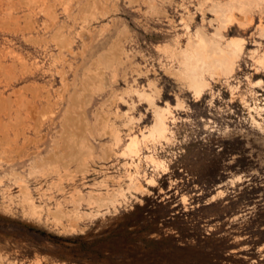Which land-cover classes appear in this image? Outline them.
Returning <instances> with one entry per match:
<instances>
[{"label": "rangeland", "instance_id": "obj_1", "mask_svg": "<svg viewBox=\"0 0 264 264\" xmlns=\"http://www.w3.org/2000/svg\"><path fill=\"white\" fill-rule=\"evenodd\" d=\"M0 264H264V0H0Z\"/></svg>", "mask_w": 264, "mask_h": 264}, {"label": "bare ground", "instance_id": "obj_2", "mask_svg": "<svg viewBox=\"0 0 264 264\" xmlns=\"http://www.w3.org/2000/svg\"><path fill=\"white\" fill-rule=\"evenodd\" d=\"M242 1V0H241ZM244 2V1H243ZM215 5V3H214ZM218 5V4H217ZM216 5V6H217ZM241 5V4H240ZM214 7V6H213ZM217 10V8H216ZM219 10V9H218ZM222 10V9H221ZM230 10V9H229ZM225 11V10H224ZM227 11V10H226ZM245 11V10H244ZM223 12V10H222ZM231 12V11H230ZM224 14V13H223ZM226 14H228L226 12ZM218 15V14H217ZM232 15V14H230ZM220 16V15H219ZM226 16V15H224ZM233 16V15H232ZM218 17V16H217ZM215 18V17H214ZM228 18V17H227ZM246 18V17H245ZM225 19V18H224ZM217 20V19H216ZM226 20V19H225ZM233 20V18H232ZM220 21V20H219ZM224 22V21H222ZM225 26V25H224ZM222 27V26H221ZM218 31V30H217ZM216 32V31H215ZM203 33V32H202ZM219 33V32H218ZM217 34V32H216ZM220 35V34H217ZM206 35H204L203 37L199 35V39H197L195 43H190L186 49V51L189 52L193 51L195 52V54L197 56L195 60H192V63H194V67H192L194 69V71H196L198 68L200 70H203L205 65H210L212 60H216L219 61L221 65V67H225V68H233L234 62H235V58L239 57L240 53L243 51V43L241 41L235 40V39H227L228 41H226L225 45H221L219 43L218 40H214L213 43L211 41H208L207 38H205ZM220 37V36H219ZM223 37V36H221ZM208 47V48H207ZM209 47L213 48L211 50H213V52L219 53V56L217 57H213L210 60H207V58H210V55L208 54V49ZM210 50V49H209ZM211 54V53H210ZM188 54H186L187 57ZM194 55V54H192ZM212 55V54H211ZM185 57V56H184ZM185 57V59H187ZM192 57V56H191ZM189 58V56H188ZM259 59V58H258ZM257 59V60H258ZM189 60V59H188ZM198 60H200L201 62H198ZM194 61V62H193ZM189 62V61H188ZM191 63V62H190ZM192 65V64H191ZM207 67V66H206ZM205 67V68H206ZM190 69V70H193ZM200 72V71H199ZM202 72V71H201ZM195 73V72H194ZM198 73V72H196ZM193 74V73H192ZM191 74V75H192ZM204 80V79H203ZM194 81V80H193ZM199 82V81H198ZM194 83V82H193ZM197 88L199 91L202 90V85L201 84H197ZM260 108V106H259ZM167 113L168 110L163 108V109H159L157 110V121L155 123V128L152 132V136H159V137H164V138H168L167 133L169 130V127L167 125ZM138 143V142H137ZM135 141L132 140L128 145H127V150L128 151H135Z\"/></svg>", "mask_w": 264, "mask_h": 264}]
</instances>
